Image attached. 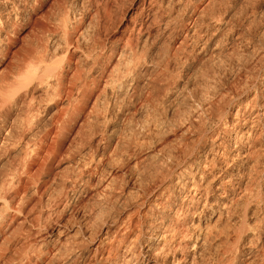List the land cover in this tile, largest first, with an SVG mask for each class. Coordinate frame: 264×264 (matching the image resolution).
Wrapping results in <instances>:
<instances>
[{
	"label": "bare ground",
	"instance_id": "obj_1",
	"mask_svg": "<svg viewBox=\"0 0 264 264\" xmlns=\"http://www.w3.org/2000/svg\"><path fill=\"white\" fill-rule=\"evenodd\" d=\"M199 2L200 0L194 5H189L182 0H171V4H168L170 10L174 9L171 5H175L176 10L183 12L181 24L176 23L169 32L168 39L169 41L178 39L173 33L180 29L183 38L173 48V53L166 49L162 55L164 61L158 68L144 72L141 62H134L130 57V51L123 50L120 53L125 56L124 67L103 76L104 87L120 95L141 87L147 90L154 89L155 83L168 69L170 62L175 61L176 48L181 49V46L187 43V38H191V43L197 46L194 51L199 61H209L221 41L217 38L211 48H208L207 38L202 41L197 35H193L196 21L202 13H208L210 7L200 9ZM213 13L214 11L211 12ZM66 22L65 18L60 20L62 32L54 35L49 44L37 46L40 49L39 51L35 49L36 53L28 61L20 80L14 77L13 80L0 84V194L4 196L0 211H3L5 207L15 210L20 200L13 201L11 194L20 190L21 196H24V189H27L26 206L20 210L22 218L17 219V216L12 221L13 224L24 228L22 232L17 229L15 232L16 239L27 247L21 253L22 264H160L159 262L161 264H214L213 260V262L204 263V256L209 254L207 251L212 240H208V236L203 234L204 228L201 222L212 220L214 216L216 219L228 216L232 211H236L242 199L254 197H260V205L248 215L249 217L244 216L241 223L246 224L247 241L255 244L256 248H251L242 255L239 250L241 248L239 240H236L224 247L218 254L217 261H220V264H239L238 260L249 256L243 264H264V176L258 174L259 185L251 188L252 174L259 172L254 154L249 157L253 159V163L247 167L242 168L238 165L235 169L225 170L223 166L226 159H235L238 155L233 152L236 138L232 132L238 122L241 125L249 123L248 103L238 106L233 115L232 127H222V133L226 135L221 137L216 134L215 140H211L208 145L199 138L191 148L155 150L152 147L148 152L147 156L151 159L152 167L145 170L142 177L155 176L161 179L160 181L171 177L168 180L171 193L163 200L154 220L141 232L142 236H145L142 233L148 234L145 237L144 246L138 236L135 238L124 236L127 227H123V223L114 225L120 217L119 210L124 204L126 191L124 187L116 186L110 171L103 165L105 161L106 164L109 162L114 154L113 151L118 147V141L114 142L113 130L101 151L91 153L94 131H83L79 146L62 158L63 169L67 170V175L61 176V171L54 173L48 166L47 157L55 148L56 139L53 137L58 136L56 129L59 124L65 122L63 120L65 108L60 106L57 115H51L46 119L39 117L35 112L41 105L33 109V90L40 89L41 93L50 99L49 101L55 97V101L50 104H56L58 100L65 98L72 107L73 113L80 114L87 111L88 116L96 111L98 100L101 98L100 93H95L101 83V77L95 71L92 72V67L87 71L76 70L69 78H66L65 68L69 67L70 60L65 67L55 60L63 45L69 44L71 33L66 30ZM188 23L191 26L187 25ZM169 26H171L169 21L164 22V29H168ZM201 49L205 50V54L199 55ZM95 63H97L96 59L93 64ZM153 74H155L154 79H152ZM246 82L251 84L252 77H246L244 84ZM215 93V89L203 88L198 94H193L190 104L183 97L182 102L188 105L183 114L187 120V127L182 133L185 134L189 128H196L198 134H204L207 126L215 118L221 117L222 108H217V114H215L216 102L212 96ZM21 95L27 96L26 98L32 103L20 100ZM149 95L152 96L151 90ZM170 95L172 97L173 93ZM176 96H179V93ZM259 96V107L264 108V91H260ZM47 105L48 103L43 110L47 108ZM13 106L17 107L14 117L11 112ZM24 112H26L25 117H22ZM252 114L264 116V113L256 110H253ZM86 119L89 122V119ZM96 120L98 121V118ZM100 122L105 120L102 119ZM91 125L93 124H88V126ZM250 127L249 123V129ZM150 128L149 125L140 123L137 133L140 134L144 129L150 130ZM48 136H52L51 143H47ZM135 146H138L137 141ZM199 147L203 152H196ZM131 173L138 175L134 170ZM66 182H69L70 186L67 193L63 194L66 197L65 203L61 208L52 209L49 213L52 215L58 212L60 216L66 211H72L82 196H89L90 204L80 206L83 218L59 223V220L53 221L49 214V221L42 228L45 232L44 237L38 233H31L25 228V224L30 222L33 214L38 224L40 223L42 206H51L62 192ZM132 191L135 190H129L130 194H133ZM212 191L215 197L209 201ZM34 197H37V201L32 203ZM12 214L14 213H9V215ZM180 214L189 215L190 221L182 226L177 225L176 219ZM248 218L253 220L255 225H250ZM52 222L55 225L53 229H51ZM102 222L107 224L103 231L99 227ZM113 227L116 229H112ZM159 227L167 229L156 232ZM234 233L238 236L241 232L239 229H234ZM37 239L47 240L46 243L39 242L46 245L37 243V247L32 249V240ZM182 239L188 241L189 251L178 256L177 250L186 248V244L183 245L180 242ZM112 247L117 248L114 255L122 249L115 259L111 255L114 250ZM252 252L256 255L251 257Z\"/></svg>",
	"mask_w": 264,
	"mask_h": 264
},
{
	"label": "rangeland",
	"instance_id": "obj_2",
	"mask_svg": "<svg viewBox=\"0 0 264 264\" xmlns=\"http://www.w3.org/2000/svg\"><path fill=\"white\" fill-rule=\"evenodd\" d=\"M182 1L183 3L186 2V0ZM33 4L34 0H0V29L3 30L4 35L7 36L16 31L22 19H31V24L29 25L30 30L27 31V34L19 35L12 46L6 48L3 53H0V84L13 80L14 77L20 80L24 75L28 61L36 53L35 49L39 51L40 48L37 46L40 44H49L50 39L54 35L62 32L63 27L60 20L63 18L67 21L66 30L71 33V37L68 41L69 44L63 45L62 52H58L55 60L63 67H65L67 61L70 60L69 67L65 68L66 78H69L76 70L87 71L92 67V72H94L98 60H100L103 53L109 49L108 41L112 39L118 30L121 33L125 30L128 31V36L124 38L120 52L123 50L130 51L132 60L134 62H141L142 59L145 58L142 56V45L133 47L130 43L133 31H135L137 35H140L144 34L145 29L148 28V25H142L140 22L144 20L145 17L150 16L152 21L158 25L164 26V22L169 21L172 29L176 26V23L181 24L180 19L181 16H183L181 15L183 12L181 10H176L177 7H175V5H171L174 6L173 10L169 9L170 6H168V4H171V0H158V2H153V0H90V6L88 7H85L83 5V0H81V7L75 9V14H73V11L68 7L62 5L60 0H48V4L43 13L32 15L34 11ZM199 5H201L199 7L200 9L210 6L208 13H202L203 15L198 18L194 25L193 35H197L200 40L204 41L209 33L201 27V20L207 23L212 18L211 12L215 11V0H200ZM85 11H88L90 14L85 16ZM161 13H164V15H161ZM49 17H51V19H49ZM94 19L102 20L103 28L99 34L96 33L93 24ZM45 24L48 26L44 27L43 25ZM184 25L186 26V23H184ZM187 25L191 26L189 23ZM209 27H211V25H209ZM181 28H183V26ZM164 30L168 29L165 28ZM179 32L180 35L178 39L169 41L167 38L160 46L158 52H160L161 55L164 54L166 49L171 50L172 53L174 52L173 48H175L183 38L182 30L180 29ZM152 36L155 37V33H152ZM147 38L148 36L145 35V39ZM196 48L197 46L191 43V38H187V43L182 45L181 49H178V47L176 48L175 52H177V54L175 56V61L170 62L168 69L155 83V88H150L152 96L149 95L150 90L144 87L130 90L126 94L120 95V93L108 87L105 88L102 81L95 90V93H100L101 98L98 100L96 111L91 113L90 116L87 115V111L80 114L73 113L72 107L66 102L65 98L58 100L56 104H50L54 102L56 98L53 97L54 99L49 101L50 99H47L46 96L41 93L42 91L40 89L33 90V103L26 98L27 96L21 95L20 100H25L26 103H32L33 109L41 105L35 113L44 119L54 114L57 115L60 106L65 108V116L63 118L65 122L59 124L56 129L58 136L53 137L56 139L55 148L53 153L47 157L46 161L54 173L61 171V176L67 175V170L63 169L64 162L62 163V158L79 146L83 131H94L91 140V153L101 151L103 145L108 140L109 134H111V130H113L114 142L118 141V147L116 148L117 150L113 151L114 154L110 157L109 162L106 164L105 161L103 165H105L106 170L110 171L116 186L125 188L126 195L124 197L123 206L129 209L128 211L119 210L120 217L114 225L118 226L123 223V227H127L124 236L129 238L138 236L143 246L145 245V237H147L148 234L142 233L145 234V236H142L141 232L154 220L155 215L160 211L159 209L163 200L168 198L171 193L168 181L171 177L162 181L155 176L148 178L142 177L144 171L152 167L151 159L147 156L148 152H150L152 147L155 150L161 148H174L175 150L191 148L199 138L202 142H205V145H208L211 140H215L216 134L223 137L226 135L222 133L223 126L215 129L214 132L208 131L209 126L215 125L220 121L222 117L221 114L228 110L229 101L237 96L239 91H247L244 84L246 77H252V82L251 84L249 83L250 85L248 84V87H252L264 81V65L256 64L253 65L252 68H247L245 66L238 68L233 67L231 63L224 62L225 53L221 49H217L213 56L209 58V61H199L197 64L199 71L196 78L202 81L199 85V91L206 87L210 90L215 89L216 93L212 95L213 100L216 102L214 108L215 114H217V108H222L221 117L215 118V120L207 126V130L204 134H198L196 128H189L184 134L182 131L187 127V120H185L183 114L186 111L187 105L193 100L192 93L196 85L193 84L191 88L188 87L189 81L184 79L182 73L180 75L181 79H184L183 84L176 82V85H173L172 80L175 78L176 69L179 65L186 61H191ZM65 51L66 54H64ZM120 52L116 55L114 62L111 63L107 73L113 71L117 72L124 67L125 56L121 55ZM95 59L97 63L93 64ZM201 65L206 66L200 68ZM7 72H12V75L10 77L4 75V73ZM170 89V94L173 93V96L168 99L164 93ZM185 91H187L189 96L187 105L182 102L184 97L182 93ZM260 91H264V83H259L258 92ZM177 93H179V96H176ZM255 94L256 92L254 91L253 95ZM251 99V96L246 97L242 103H238L235 109L231 111L227 121L228 125L230 124V126H228L229 128L232 127V123L234 122L233 115L238 106L245 105L246 103L249 104ZM47 103V108L43 110V107H45ZM16 108V106L11 107L13 117ZM25 114L26 112H24L22 117H25ZM86 118L89 119V122ZM96 118H98V121ZM102 119H104L106 123L100 122ZM140 123L149 125L151 127L150 130L144 129L143 132L138 134L137 127ZM88 124L93 125L88 126ZM51 138L52 136L47 137V143H51ZM136 141L138 142V146H135ZM128 142H130L129 145ZM200 151H202V148L199 147L196 152L199 153ZM132 170H134L135 174L137 172L138 175H133V172L131 173ZM258 174H260V172L252 174V180L250 181L251 188H256L259 185V181L257 180ZM161 184H163L162 188L160 187ZM69 186V182H66L62 192L55 198L51 206H42V218L39 224L33 214L30 222L25 224V228L29 229L31 233H38V235L44 237L45 232L42 228H44L49 221V212L52 209L61 208L63 203H65L66 197L63 194L65 192L67 193ZM157 189H159V191H157ZM129 190L135 191H132L133 194H130ZM153 192L156 193L154 196L152 195ZM213 192L214 191H212L211 194ZM149 197H151V199H149ZM214 197L215 195L212 194L209 197V201H212ZM259 200L260 197L242 199L236 211H232L228 216H222L220 219H216V216H214L212 220L201 222V226L204 228L203 234L208 236V240H212L210 242L211 246L207 251L209 254L204 256V263L215 261L214 264H220L221 262L217 261L219 258L218 254L223 251L226 245L232 244L236 240H239V245L241 246L239 250L242 252V255L247 253L251 248H256L255 244L247 241L245 235L246 224L241 223V221L244 216H246V218L249 217L248 215L258 208L260 205ZM36 201L37 197H34L32 203ZM90 202L89 196H82L80 202L75 204V209L72 211H66L60 216H58V212H55L52 215L50 214V217L53 221L59 220V223L66 222L67 220L71 222L74 220H81L83 218V213L80 206L85 204L89 205ZM141 202H143L142 204H147L144 211L139 210L142 205L140 204ZM21 218L22 215H18L17 219ZM190 219L191 217L189 215L180 214L176 219L178 221L177 225L182 226L187 224ZM248 221H250V225H255V223L253 224V220L248 218ZM53 223L54 222L51 224V229L55 227ZM16 229L22 232L24 228L23 226H17ZM112 229L116 228L113 227ZM164 229L167 228L159 227L156 232L163 231ZM234 229H239L241 232L240 235L236 236ZM184 240L185 239H182L180 242L183 245L186 244V248L177 250L176 255L178 256H180L181 253L184 254L189 251L188 241ZM44 241L45 243L47 242V240L42 239L32 240L31 248L34 249L37 243ZM21 244L24 245L22 242ZM40 244L41 243H39V245ZM113 248L114 250L111 255L112 257L114 256L113 259H115L119 253L122 252V249L118 250V254L114 255L117 248L112 247V249ZM26 249L27 247H23L22 251ZM252 255L255 256L256 253L252 252L250 256L252 257ZM248 257H244L245 259L243 260H238V263L243 264ZM159 263L161 264V262Z\"/></svg>",
	"mask_w": 264,
	"mask_h": 264
},
{
	"label": "clouds",
	"instance_id": "obj_3",
	"mask_svg": "<svg viewBox=\"0 0 264 264\" xmlns=\"http://www.w3.org/2000/svg\"><path fill=\"white\" fill-rule=\"evenodd\" d=\"M60 2L72 10L73 14H75V9L81 7V0H60ZM153 2H158V0H153ZM186 2L189 5H194L198 0H186ZM47 4L48 0H34L32 15L43 13ZM83 5L85 7L90 6V0H83ZM89 14L88 11L84 12L85 16ZM161 15H164V13H161ZM140 23L148 25V28L145 29L144 34L140 35H137L133 31L130 43L133 47L142 45V56L145 59H142L141 67L144 72H148L158 68L164 61V57L158 52V49L168 38L171 26L168 27V30H164V26L153 22L150 16L145 17ZM30 24V18L22 19L18 29L7 36L0 29V53H3L6 48L12 46L19 35L27 34V31L30 30ZM93 24L96 33L99 34L103 28L102 20L94 19ZM43 26L47 27L48 25L45 24ZM201 27L209 33L207 36L208 48H211L212 43L217 38L220 39L221 43L217 47L225 53V63H231L236 68L241 66L252 68L256 64L264 65V0H215V11L212 14V18L207 23L201 20ZM152 33H155V37L152 36ZM145 35L148 36L147 39H145ZM173 35L179 37V30L173 33ZM127 36V30L123 33L118 30L112 39L108 41L109 49L103 53L95 69V72L101 77V82L103 76L107 74L111 63L114 62L116 55L120 52L124 38ZM203 54H205V50L201 49L199 55ZM198 63L199 58L194 52L191 61L182 63L176 69L172 84L176 85V82L183 84L184 79H187L189 81L188 87L191 88L193 84L196 85L192 94H198L199 85L202 83V81L196 78L199 71L197 68ZM205 66L201 65L200 68H204ZM181 73L184 75V79H181ZM4 75L10 77L12 72L4 73ZM154 78L155 74H153L152 79ZM259 83H264V81ZM259 83L248 87V83L246 82L245 88L247 91L238 90L239 94L229 101L228 110L222 114L220 121L215 125H210L208 128L209 132H214L215 129L221 126L228 127L227 121L231 111L235 109L238 103H242L246 97H252L248 105L251 127L249 129V123L241 125L239 122L234 127L232 135L236 140L233 152L238 155L235 159H226L223 162L225 170L230 168L235 169L238 165L242 168L247 167L253 163V159H249V157H252L254 154L255 164L259 169L260 175L264 176V116L252 114L253 110L264 113V108L259 107ZM170 91L171 89L164 93L169 99L171 98ZM254 91L256 95H253ZM182 95H184L185 100L189 98L187 91L182 93ZM160 187L162 188L163 184ZM24 192V196H21L20 190H16L11 194L13 201L20 200L15 210L5 207L3 211H0V264H22L21 253L24 245L16 239L15 232L17 226L12 221L20 214V210L26 206L28 199L27 189H24ZM155 194V192L152 193L153 196ZM2 203H4V196L0 194V204ZM146 207L147 204H142L139 210L144 211ZM128 210V207L121 206V211ZM9 213L14 214L9 215ZM99 227L103 231V228L107 227V224L102 222Z\"/></svg>",
	"mask_w": 264,
	"mask_h": 264
}]
</instances>
